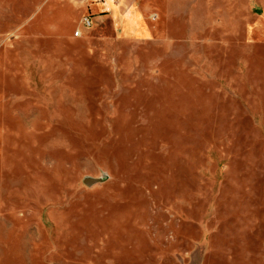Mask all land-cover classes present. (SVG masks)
Returning <instances> with one entry per match:
<instances>
[{
	"label": "rangeland",
	"instance_id": "1",
	"mask_svg": "<svg viewBox=\"0 0 264 264\" xmlns=\"http://www.w3.org/2000/svg\"><path fill=\"white\" fill-rule=\"evenodd\" d=\"M0 264H264V0H0Z\"/></svg>",
	"mask_w": 264,
	"mask_h": 264
},
{
	"label": "built area",
	"instance_id": "2",
	"mask_svg": "<svg viewBox=\"0 0 264 264\" xmlns=\"http://www.w3.org/2000/svg\"><path fill=\"white\" fill-rule=\"evenodd\" d=\"M83 23H84V25L89 26V25L91 24V21L89 20L88 17H85V18L83 19ZM79 34H80V30H77V31H76V35H79Z\"/></svg>",
	"mask_w": 264,
	"mask_h": 264
},
{
	"label": "water",
	"instance_id": "3",
	"mask_svg": "<svg viewBox=\"0 0 264 264\" xmlns=\"http://www.w3.org/2000/svg\"><path fill=\"white\" fill-rule=\"evenodd\" d=\"M94 181V179L87 178L85 180L86 184H91Z\"/></svg>",
	"mask_w": 264,
	"mask_h": 264
}]
</instances>
